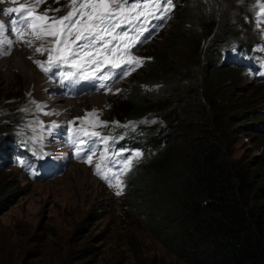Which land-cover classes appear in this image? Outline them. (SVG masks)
<instances>
[{"label": "rangeland", "instance_id": "rangeland-1", "mask_svg": "<svg viewBox=\"0 0 264 264\" xmlns=\"http://www.w3.org/2000/svg\"><path fill=\"white\" fill-rule=\"evenodd\" d=\"M17 1L34 4V0ZM221 2L216 30L219 34L200 39L204 49L201 54L191 53L190 46H185L183 39L187 25L180 19L186 16L180 17L173 10L166 23L153 30L143 44H137L132 54L149 58L151 52L157 50L159 53L158 48L169 41V46L164 49L166 56L172 57L161 69L167 77L156 75L151 82L142 84L152 90L163 86L158 78L171 82L176 76L174 72L184 67L188 68V78L196 76L195 72L201 71L203 75L207 69L220 67L217 69L221 77L217 82L227 99L218 100V105L204 97L206 118L211 122L221 121L227 113L243 110L235 113L229 125L227 122L228 157L248 163L251 171L256 173L257 182H264V77L258 79L248 69L254 65L260 76L264 74V17H260V4L264 0ZM11 5L16 4L4 0L0 10L1 6ZM192 5L185 8V15L192 13ZM67 7L68 0H46L39 5L38 11L60 9L49 11L48 15L62 16ZM231 25L239 29L238 41H223L227 30L231 31ZM6 29L8 32L7 25ZM4 38L14 43L0 45V112L16 110L13 118L17 120L15 126L18 128L12 134L39 148L40 162L53 166L48 173L34 175L32 171L24 172L11 157L10 163L0 167V180H6L12 191L0 207V264H190L178 258L170 244L158 240L149 231L147 223L127 207L124 190L122 195H116L117 189L109 187L95 174V164L105 150L104 143L100 139L89 140L81 136L86 143L80 145L83 149L80 152L72 143L75 137L70 129L74 130L81 122H70L93 110L100 121L109 124L96 128L85 126L103 137L114 138L107 145L108 155L113 160H122L137 151L113 155L122 152L113 151V143L123 135L124 129L142 128L145 131L160 127L163 115L152 111L138 121L125 118L124 93L135 84L138 69L112 86L66 98L52 91V83L33 62L34 59L46 60V55L36 53L34 47L25 43L16 42L15 36L0 37ZM219 43L223 46L217 49ZM70 70L64 68V71ZM191 82L188 80L187 87H192ZM182 91L180 88L177 94L183 96ZM69 100H75V104L66 105ZM247 101L253 106L251 115L244 111L247 108L243 103ZM189 123L184 121L182 124L187 129ZM92 149L95 155L89 165L85 161ZM121 179L125 185L124 176ZM261 202L264 203V198Z\"/></svg>", "mask_w": 264, "mask_h": 264}, {"label": "trees", "instance_id": "trees-1", "mask_svg": "<svg viewBox=\"0 0 264 264\" xmlns=\"http://www.w3.org/2000/svg\"><path fill=\"white\" fill-rule=\"evenodd\" d=\"M190 3L194 9L185 15ZM221 3L172 0V10L186 16L180 20L187 25L183 41L191 53L203 52L200 39L219 34ZM231 26L233 30H227L223 41H238L239 29ZM163 44L159 53L155 50L149 54L150 59L138 68L135 84L124 93L126 119L138 121L149 111L163 115L157 130L124 129L116 142L119 148H135L142 153L124 175L126 205L147 223L158 240L170 244L174 254L190 264H264V182H257L248 163L230 159L226 146L227 122L229 125L235 113L243 110L227 113L221 121L207 120L202 99L218 105L227 99L217 82L220 67L204 69L203 75L195 72L197 75L190 78L184 67L174 72L176 76L171 75V82L158 78L163 84L158 91L143 87L156 75L164 76L162 66L172 55L167 57L164 49L169 41ZM221 46L223 43L217 44V49ZM190 79L191 88L187 87ZM180 88L183 96L177 94ZM247 102L243 103L244 111L251 115L253 106ZM15 111L0 112V167L17 153L21 161L29 160L28 165L19 164L28 173L37 169V157L18 146L22 139L12 134L18 128ZM184 121L190 122L187 129ZM10 193L9 183L0 180V207Z\"/></svg>", "mask_w": 264, "mask_h": 264}, {"label": "snow or ice", "instance_id": "snow-or-ice-1", "mask_svg": "<svg viewBox=\"0 0 264 264\" xmlns=\"http://www.w3.org/2000/svg\"><path fill=\"white\" fill-rule=\"evenodd\" d=\"M2 2L4 0H0ZM11 2L16 3L17 0ZM45 2L46 0H34L31 7L21 3L18 7H7L0 11L4 16L16 15L17 18L9 21L16 42L25 43L30 48L34 47L36 53L46 55V60H33L36 66L46 75L54 68L71 69L60 73L66 80L79 75L83 80L94 78L107 81L114 76L112 69H120V77H127L150 59L133 55L132 49L144 42L141 38L149 31L151 20L164 19L172 10V0H68L64 15L49 16V11L58 12L60 9H46L40 13L39 5ZM260 8V17H264V3L260 4ZM6 31L5 22L0 21V37H4ZM37 42L40 43L37 45ZM5 43L12 45L14 41L0 39V45ZM105 68L110 71L100 75ZM100 87L107 86L101 83ZM37 108L41 109V106L37 104ZM76 121L81 123L74 130L70 129L75 137L72 143L77 146L78 152L83 150L80 145L86 143L81 136L89 140L100 139L104 143L105 150L95 164V174L109 187H115L116 195H122L125 185L121 177L131 170L134 161L142 153L135 151L122 160H113L108 155L107 145L114 138L103 137L98 131H89L85 126L107 127L109 122L100 121L95 110L86 112L84 117H76L70 124H75ZM94 155L95 150L92 149L85 162L92 165ZM113 155L122 156L123 153Z\"/></svg>", "mask_w": 264, "mask_h": 264}, {"label": "bare ground", "instance_id": "bare-ground-1", "mask_svg": "<svg viewBox=\"0 0 264 264\" xmlns=\"http://www.w3.org/2000/svg\"><path fill=\"white\" fill-rule=\"evenodd\" d=\"M0 21H4V22H5V18H4L3 15L0 17ZM5 24H6V23H5ZM6 32H7V31H6ZM6 32H5V35H7V37H9V36H15V35H13L12 33H10L9 30H8L7 33H6ZM65 104H66V105L75 104V100H69V101H67Z\"/></svg>", "mask_w": 264, "mask_h": 264}, {"label": "clouds", "instance_id": "clouds-1", "mask_svg": "<svg viewBox=\"0 0 264 264\" xmlns=\"http://www.w3.org/2000/svg\"><path fill=\"white\" fill-rule=\"evenodd\" d=\"M123 177V176H122Z\"/></svg>", "mask_w": 264, "mask_h": 264}]
</instances>
